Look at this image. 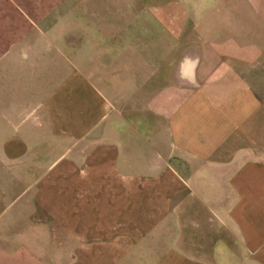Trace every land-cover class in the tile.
Wrapping results in <instances>:
<instances>
[{
  "label": "crops",
  "instance_id": "1",
  "mask_svg": "<svg viewBox=\"0 0 264 264\" xmlns=\"http://www.w3.org/2000/svg\"><path fill=\"white\" fill-rule=\"evenodd\" d=\"M15 239L18 264H264V0H0Z\"/></svg>",
  "mask_w": 264,
  "mask_h": 264
},
{
  "label": "rangeland",
  "instance_id": "2",
  "mask_svg": "<svg viewBox=\"0 0 264 264\" xmlns=\"http://www.w3.org/2000/svg\"><path fill=\"white\" fill-rule=\"evenodd\" d=\"M17 194H18V190L11 194L12 198L16 197ZM17 208H18L17 205L14 204L13 208L9 210V211H11L10 213H16L18 211V210H16ZM6 211H8V209L4 210V212H3L4 215L7 214ZM3 217H5V216H3ZM16 244H17L16 239L11 240L10 251L2 250V248H0V264H18V253L16 250V246H17Z\"/></svg>",
  "mask_w": 264,
  "mask_h": 264
}]
</instances>
